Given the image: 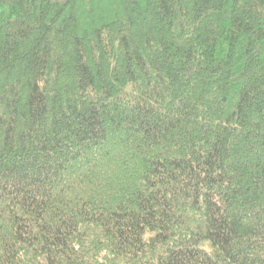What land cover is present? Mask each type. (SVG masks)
I'll list each match as a JSON object with an SVG mask.
<instances>
[{
	"label": "trees",
	"instance_id": "16d2710c",
	"mask_svg": "<svg viewBox=\"0 0 264 264\" xmlns=\"http://www.w3.org/2000/svg\"><path fill=\"white\" fill-rule=\"evenodd\" d=\"M0 264H264V0H0Z\"/></svg>",
	"mask_w": 264,
	"mask_h": 264
}]
</instances>
